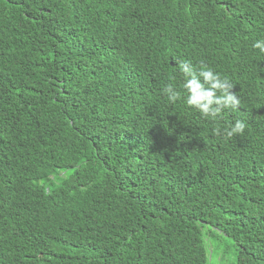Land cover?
Segmentation results:
<instances>
[{"label": "trees", "instance_id": "16d2710c", "mask_svg": "<svg viewBox=\"0 0 264 264\" xmlns=\"http://www.w3.org/2000/svg\"><path fill=\"white\" fill-rule=\"evenodd\" d=\"M257 42L264 0H0V264H209L211 227L264 264ZM180 62L240 108H189Z\"/></svg>", "mask_w": 264, "mask_h": 264}, {"label": "clouds", "instance_id": "9594fccd", "mask_svg": "<svg viewBox=\"0 0 264 264\" xmlns=\"http://www.w3.org/2000/svg\"><path fill=\"white\" fill-rule=\"evenodd\" d=\"M264 53V42H257L253 45ZM199 71L191 63L180 62L179 70L185 79L183 89L187 93L186 105L198 111L204 118L215 120L226 109L233 111L241 106V100L233 91L235 85L228 78H221L219 74L208 69L207 65L201 63ZM170 104H175L182 99L181 93L173 85L169 84L163 89ZM246 125L237 121L221 133L219 127L214 131L216 136L222 134L231 139L234 136H243Z\"/></svg>", "mask_w": 264, "mask_h": 264}, {"label": "rangeland", "instance_id": "374dc122", "mask_svg": "<svg viewBox=\"0 0 264 264\" xmlns=\"http://www.w3.org/2000/svg\"><path fill=\"white\" fill-rule=\"evenodd\" d=\"M203 238L210 251L209 264H233L234 251L233 246L222 234L211 227L202 229Z\"/></svg>", "mask_w": 264, "mask_h": 264}]
</instances>
